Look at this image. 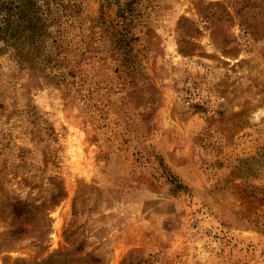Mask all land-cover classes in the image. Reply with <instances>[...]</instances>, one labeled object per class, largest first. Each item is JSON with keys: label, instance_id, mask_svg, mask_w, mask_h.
<instances>
[{"label": "rangeland", "instance_id": "374dc122", "mask_svg": "<svg viewBox=\"0 0 264 264\" xmlns=\"http://www.w3.org/2000/svg\"><path fill=\"white\" fill-rule=\"evenodd\" d=\"M73 2L68 85L0 56V264H264V0Z\"/></svg>", "mask_w": 264, "mask_h": 264}, {"label": "trees", "instance_id": "16d2710c", "mask_svg": "<svg viewBox=\"0 0 264 264\" xmlns=\"http://www.w3.org/2000/svg\"><path fill=\"white\" fill-rule=\"evenodd\" d=\"M74 5L73 0H0V56L8 52L15 65L68 85L60 71L64 65L58 62L64 34L59 27L72 17Z\"/></svg>", "mask_w": 264, "mask_h": 264}]
</instances>
